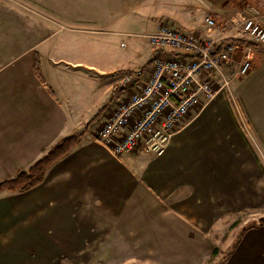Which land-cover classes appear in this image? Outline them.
<instances>
[{
  "label": "crops",
  "instance_id": "obj_1",
  "mask_svg": "<svg viewBox=\"0 0 264 264\" xmlns=\"http://www.w3.org/2000/svg\"><path fill=\"white\" fill-rule=\"evenodd\" d=\"M224 2L0 0V183L85 132L43 182L0 193V264H64L63 255L75 264L76 255L139 252L140 239L164 255L155 264H172L174 239L264 217L263 49L162 156H116L94 137L116 100L112 73L151 65L146 34L162 21L207 33L209 15L264 11L258 0H243V10ZM243 229L222 264H264V225Z\"/></svg>",
  "mask_w": 264,
  "mask_h": 264
},
{
  "label": "built area",
  "instance_id": "obj_2",
  "mask_svg": "<svg viewBox=\"0 0 264 264\" xmlns=\"http://www.w3.org/2000/svg\"><path fill=\"white\" fill-rule=\"evenodd\" d=\"M257 13L220 21L209 15L207 33L162 21L146 34L156 54L151 65L115 73L121 94L96 141L116 156L136 151L162 156L175 134L216 96L229 92L233 78L253 68L256 49L264 50V22Z\"/></svg>",
  "mask_w": 264,
  "mask_h": 264
},
{
  "label": "rangeland",
  "instance_id": "obj_3",
  "mask_svg": "<svg viewBox=\"0 0 264 264\" xmlns=\"http://www.w3.org/2000/svg\"><path fill=\"white\" fill-rule=\"evenodd\" d=\"M239 3L240 8L243 10V0H234ZM264 3V0H258ZM227 0L222 4L226 6ZM247 9L243 11V15L250 16L257 13L258 9ZM259 8V7H258ZM261 16L264 18V11H261ZM258 14V13H257ZM225 15V14H223ZM229 18L234 16L231 14L227 15ZM238 16V15H237ZM225 17V16H224ZM119 49L120 46L118 47ZM124 49V48H123ZM115 73H112L114 76ZM236 81V78L232 80V84ZM117 82V81H116ZM235 92V91H234ZM236 100H240L235 92ZM113 102L106 106L107 112L113 107ZM108 107V108H107ZM102 123L99 125V127ZM98 127V128H99ZM254 216H237L235 222L229 221L223 224L218 231H212L211 233L195 234L183 237L181 239H174L171 247L174 250H169L168 258L172 264H219L225 260V257L232 247L234 239L241 233L244 227L257 222ZM141 245L136 253H106L105 254H91V255H76L75 264H155L154 258H158L164 255H153L149 254L147 248L148 239H140ZM90 256V260L87 259ZM64 264H74V261L69 259L68 255H63Z\"/></svg>",
  "mask_w": 264,
  "mask_h": 264
},
{
  "label": "trees",
  "instance_id": "obj_4",
  "mask_svg": "<svg viewBox=\"0 0 264 264\" xmlns=\"http://www.w3.org/2000/svg\"><path fill=\"white\" fill-rule=\"evenodd\" d=\"M227 41L221 42L223 46ZM244 42V41H243ZM34 69L37 73H41L39 60L34 63ZM121 94V91L115 87L110 100L113 101L117 99ZM106 106L103 107V111ZM100 113H98L88 124L86 129L92 122L98 118ZM85 132L79 133L75 132L56 143L47 154L30 166L27 170L20 171L13 179L5 180L0 183V193L2 191H12V192H25L35 187L36 185L43 182L45 178L46 171L58 160L66 156L71 152V150L80 143ZM256 225H264V217L260 218L257 222L249 225L248 227H253ZM246 229H243L245 231ZM222 264V263H219Z\"/></svg>",
  "mask_w": 264,
  "mask_h": 264
}]
</instances>
